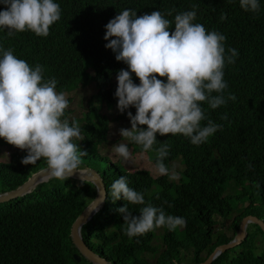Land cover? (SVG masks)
Returning a JSON list of instances; mask_svg holds the SVG:
<instances>
[{
  "label": "trees",
  "instance_id": "1",
  "mask_svg": "<svg viewBox=\"0 0 264 264\" xmlns=\"http://www.w3.org/2000/svg\"><path fill=\"white\" fill-rule=\"evenodd\" d=\"M54 2L60 5L61 17L50 27L48 36L26 31L9 37L6 30L0 29V47L11 49L17 58L33 67L42 65L44 79L55 78L58 92L68 95L90 85L97 89L82 119L69 120L71 113L67 109L63 117L80 126L83 140L74 142L87 153L82 157V166L87 161L94 164L106 189L104 206L81 228L87 247L110 264H202L217 247L234 240L246 216L264 223V0H260L258 13L241 9L239 0ZM194 4L198 5L194 22L225 35L226 50L238 51L235 63L224 68L228 85L224 95L233 94L237 99L214 110L202 104L206 116L222 128L199 146L181 134H157L154 149L164 141L169 145L164 161L169 170L173 162L182 160L184 170L179 182H171L168 176L155 179L145 170L128 172L121 161L113 163L95 153L108 142L110 122L101 114L102 106L117 110V121L129 126L127 111L133 115L136 112L134 107L124 113L117 109L116 76L119 70H127V65L105 48V25L125 9L137 11L138 16L172 10V16L166 18L174 21L177 13L192 10ZM4 8L0 4V10ZM222 12L227 15L224 21L220 20ZM170 30L174 31V24ZM132 78L139 84L135 74ZM225 115L227 119H221ZM201 123L204 126L207 121ZM3 142L13 150L12 145L0 139V144ZM131 147L144 153L139 145L131 143ZM146 154L155 163V151ZM26 155L14 151L9 161L0 162V194L20 187L46 169L43 159L34 165L22 164ZM121 176L127 178L130 188L144 194L146 204L163 206L166 214L183 217L186 227L174 231L161 227L142 236H126V225L118 209L127 202L123 198L113 202L110 192L107 196L111 184ZM230 189L243 192L232 196L227 194ZM95 196V188L88 182L51 178L31 193L0 204V264H90L84 259L77 263L73 258L77 250L71 242L70 229ZM236 204L244 205L229 226L234 232L229 236L224 229L238 207ZM143 206L129 205V209L139 215ZM217 228L223 230L216 232ZM246 233L240 246L225 252L213 264H264V247L255 243L258 236L263 239V232L251 224ZM199 236L204 238L198 241Z\"/></svg>",
  "mask_w": 264,
  "mask_h": 264
},
{
  "label": "clouds",
  "instance_id": "2",
  "mask_svg": "<svg viewBox=\"0 0 264 264\" xmlns=\"http://www.w3.org/2000/svg\"><path fill=\"white\" fill-rule=\"evenodd\" d=\"M0 4L5 6L0 10V29L9 37L26 31L46 37L61 17L60 5L54 0H0ZM239 5L244 11H260V0H239ZM197 8L194 4L192 10L177 13L174 21L166 18L172 16V10L138 16L137 11L125 9L105 25V48L127 65V70H119L116 76L117 109L121 113L133 107L136 110L135 115L127 111L131 128H120L119 135L139 145L144 153L154 150L155 172L171 180L178 174L164 163L169 155L167 142L154 149L157 134H181L199 146L222 128L206 116L202 104L214 110L237 99L233 94L224 95L228 87L224 68L235 63L238 51L226 50L225 35L194 22ZM226 18L222 12L220 20ZM56 89L55 78L44 79L42 65L33 67L11 49L0 47V139L26 151L22 164L34 165L43 159L50 178L67 181L76 173L82 175V157L87 153L74 142L83 140L80 126L63 118L69 107L67 95ZM202 121H207L206 125L202 126ZM111 152L125 164L133 159L128 143L113 145ZM109 192L113 202L121 198L127 202L118 212L129 238L161 227L170 231L186 227L183 217L166 214L163 206L146 204L144 194L130 188L125 176L111 184L108 197ZM97 204L94 200L92 208ZM129 205L145 206L139 208V215H133Z\"/></svg>",
  "mask_w": 264,
  "mask_h": 264
},
{
  "label": "rangeland",
  "instance_id": "3",
  "mask_svg": "<svg viewBox=\"0 0 264 264\" xmlns=\"http://www.w3.org/2000/svg\"><path fill=\"white\" fill-rule=\"evenodd\" d=\"M88 71H90V73H92L91 68H89ZM96 94H97V89L94 85H90L87 88H79L77 91L68 94L67 99L69 101V107L67 108V110H70V113H71L69 116V120H72V119L80 120V119H82L83 115L87 112L88 102L92 103L94 101L93 98L96 96ZM102 107L103 108H101L102 109L101 114L106 116V118L110 122L109 132L107 134L108 142L106 144H104L103 146L97 148V150H95V153L101 157H105V158L109 159L113 163H117L121 160L116 158L112 154L111 147L117 143H128L129 148L131 149V151L133 153V159L128 164H125L121 161V164L126 166V169L128 170V172L133 173L135 171L145 170V171H148L149 173H151V175L155 179H158L160 177L165 176V175H159L158 173L155 172L154 163H153V161H151L149 159L148 154L137 152L133 147H131L130 142L124 140L119 135V129L120 128H131V126L117 121L118 111L115 109H110L109 107H106V106H102ZM14 151L17 152L18 154H22V153L27 154L26 151H22V150L14 147V146H13V150L10 151V149L8 148V146L4 142H3V144L1 143L0 144V162L9 161L10 154H11V152H14ZM88 160H92V162L96 161L95 159H92V158H88ZM181 161L177 160V161L173 162L171 167H170V171L172 169H175L176 173L178 174L177 179H175V180L170 179L171 182L177 183V182H179V180L182 177L181 174L184 170V166L182 165ZM95 167L96 166L94 164L89 163L87 161L86 165H83V166L81 165V170L82 171H88V170L95 171ZM242 192H243L242 189L239 191H236V192L234 191V189H230L229 192H227V194H230L232 196H237ZM246 195H250V193L246 194ZM235 202H237V200ZM247 203L248 202H245L246 205H247ZM238 204H236V207L237 206L238 207L234 211L232 217L229 219V221H227V223L225 225L224 231L227 232V234H229V236H232L234 233L233 230L229 228V226L232 223L233 219L241 213V207L244 205V204L243 205L242 204L238 205ZM248 228H251V224H249L247 226V230H248ZM220 230H223V229L217 228L215 231L217 232ZM249 233H250V231H249ZM202 238H204V237L199 236L198 241H201ZM263 239H264V237H263ZM263 239L261 236H258L256 241H255L256 245L257 246L263 245L262 247H264V240ZM204 257H205V254H204ZM182 264H191V262L190 261H186V262L182 261Z\"/></svg>",
  "mask_w": 264,
  "mask_h": 264
},
{
  "label": "water",
  "instance_id": "4",
  "mask_svg": "<svg viewBox=\"0 0 264 264\" xmlns=\"http://www.w3.org/2000/svg\"><path fill=\"white\" fill-rule=\"evenodd\" d=\"M46 169L40 170L39 172L32 175V177L28 179L25 183H23L20 187L0 194V204L8 203L12 200L21 198L24 195L31 193L32 190L37 185L49 181L51 178L47 175ZM69 178L77 182H88L92 184L96 191V196L94 200L98 202L97 207L92 208V205L94 204V200H93L80 213V215L76 218V220L73 222L71 226L70 229L71 242L77 250V253L73 255V258L77 263H80L81 260L84 259L90 264H110L108 261L100 258L99 255H97L91 249H89V247H87L81 236V228L85 224H87L91 220V218L99 211V209H101L105 204L106 189L103 184V181L100 175L92 170L82 171V175L80 173H76ZM249 224L257 225L264 234L263 221L254 216H246L242 220L240 228L234 240H232L228 244H224L217 247L210 255L209 259L202 264H213L219 257H221L222 254L240 246L246 238L247 235L246 229Z\"/></svg>",
  "mask_w": 264,
  "mask_h": 264
}]
</instances>
